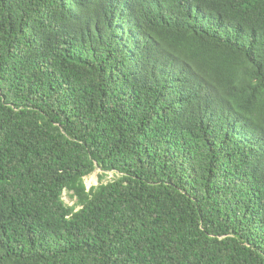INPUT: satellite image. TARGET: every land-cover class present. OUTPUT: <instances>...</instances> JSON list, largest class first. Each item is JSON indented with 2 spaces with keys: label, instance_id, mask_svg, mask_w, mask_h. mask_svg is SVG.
Masks as SVG:
<instances>
[{
  "label": "trees",
  "instance_id": "1",
  "mask_svg": "<svg viewBox=\"0 0 264 264\" xmlns=\"http://www.w3.org/2000/svg\"><path fill=\"white\" fill-rule=\"evenodd\" d=\"M0 264H264V0H0Z\"/></svg>",
  "mask_w": 264,
  "mask_h": 264
},
{
  "label": "rangeland",
  "instance_id": "2",
  "mask_svg": "<svg viewBox=\"0 0 264 264\" xmlns=\"http://www.w3.org/2000/svg\"><path fill=\"white\" fill-rule=\"evenodd\" d=\"M100 172H101V170L97 169L94 173H92L91 175H89L85 178V183H86L88 188H90L93 185H97L99 183V173ZM114 177H115V173L110 172V173H108V177L106 178V180L113 179ZM70 193L71 192L66 190L64 192V199L69 205H73L76 202V198H72L70 196Z\"/></svg>",
  "mask_w": 264,
  "mask_h": 264
}]
</instances>
